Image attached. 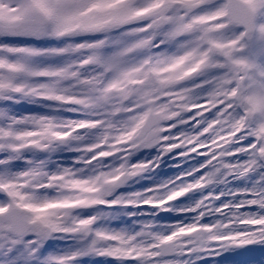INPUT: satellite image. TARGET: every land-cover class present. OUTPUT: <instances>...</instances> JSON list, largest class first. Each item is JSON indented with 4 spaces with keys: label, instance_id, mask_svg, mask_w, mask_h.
<instances>
[{
    "label": "snow or ice",
    "instance_id": "1",
    "mask_svg": "<svg viewBox=\"0 0 264 264\" xmlns=\"http://www.w3.org/2000/svg\"><path fill=\"white\" fill-rule=\"evenodd\" d=\"M0 264H264V0H0Z\"/></svg>",
    "mask_w": 264,
    "mask_h": 264
},
{
    "label": "rangeland",
    "instance_id": "2",
    "mask_svg": "<svg viewBox=\"0 0 264 264\" xmlns=\"http://www.w3.org/2000/svg\"><path fill=\"white\" fill-rule=\"evenodd\" d=\"M173 174V170L169 169L167 167H164L161 171V178H164L167 175H172ZM162 217H164V215L161 214Z\"/></svg>",
    "mask_w": 264,
    "mask_h": 264
},
{
    "label": "bare ground",
    "instance_id": "3",
    "mask_svg": "<svg viewBox=\"0 0 264 264\" xmlns=\"http://www.w3.org/2000/svg\"><path fill=\"white\" fill-rule=\"evenodd\" d=\"M162 215H164V217H168L170 214H165V213H161Z\"/></svg>",
    "mask_w": 264,
    "mask_h": 264
}]
</instances>
